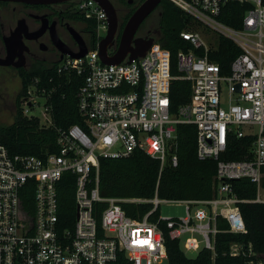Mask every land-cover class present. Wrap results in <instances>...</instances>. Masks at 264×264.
Returning a JSON list of instances; mask_svg holds the SVG:
<instances>
[{"label":"built area","instance_id":"1","mask_svg":"<svg viewBox=\"0 0 264 264\" xmlns=\"http://www.w3.org/2000/svg\"><path fill=\"white\" fill-rule=\"evenodd\" d=\"M199 21L208 32L184 31L181 37L195 51L178 53L180 76L172 75V58L156 41L146 56L125 65L104 64L98 48L85 57L65 56L55 66L57 76L75 74L83 78L78 110L86 128L73 125L57 129V153L41 156L15 155L0 142V264H167L166 234L181 242L185 252L211 251L216 257V236L221 233L218 218L226 220L227 232L248 230L232 182L249 179L257 186L252 202L264 205V0H168ZM229 4L243 7L240 27L219 20ZM88 19L97 24L100 40L109 24L103 8L92 0L78 3ZM232 40L240 54L230 72L209 59L218 49L217 37ZM98 42V43H99ZM97 43V46H98ZM191 84L190 102L172 112L173 80ZM50 82L54 81L50 77ZM34 78L27 90L26 107L44 98L50 115L52 91L40 87ZM239 86V88H238ZM30 104V106H28ZM197 128V157L217 162L215 197L201 201L150 200L103 197L99 189L100 159H119L139 150L162 166L178 165L177 126ZM242 126L248 131H242ZM252 138L243 160L221 159L231 142ZM74 176L76 220L65 227L59 218L58 185L64 175ZM34 187V213L24 210L21 192ZM122 203H151L154 208L142 220L130 218ZM162 203L184 205L181 217L149 220ZM104 204L101 216L96 205ZM165 227L164 228L162 227ZM264 249V248H263ZM231 257H244V264H264L253 245L233 243Z\"/></svg>","mask_w":264,"mask_h":264},{"label":"trees","instance_id":"2","mask_svg":"<svg viewBox=\"0 0 264 264\" xmlns=\"http://www.w3.org/2000/svg\"><path fill=\"white\" fill-rule=\"evenodd\" d=\"M162 11V33L156 39L164 49L168 50L172 58V75L180 76L178 70V53L193 50L201 56V49H195L189 41L181 37L184 31L208 32L199 21L179 9L168 0L160 6ZM244 9L238 4H229L223 10L219 20L225 25L240 27ZM91 23V22H89ZM92 33L88 47L94 50L99 38L97 24L92 23ZM218 49L209 55L212 62L217 63L223 75H228L232 61L240 54L237 45L224 36L217 37ZM50 77L54 78L50 82ZM34 78H40V87L52 91L49 104L52 107L54 126L45 128L40 126L37 119H29L20 111L14 123L0 128V142L4 144L12 156L30 155L41 156L44 153H57V129H68L73 125L86 128V122L78 110V92L83 84V78L75 74L57 76L55 67L45 68L30 74L24 82L23 94H26ZM32 80V81H31ZM191 84L185 80L175 79L171 83L170 99L172 112L190 102ZM252 144V138L231 142L221 159L228 161L243 160ZM177 155L178 165L162 163L136 150L130 156L119 159H100L99 189L103 197L120 199L150 200L158 196L161 200L171 201H201L215 197V176L217 162L214 160L200 161L197 157V128L194 125L179 124L177 126ZM234 192L240 200V210L244 217L247 234H232L227 232L226 220L218 218L217 226L221 230L216 240L215 264H244V257H231L230 246L233 243L252 244L253 250L261 254L264 248V205L252 202L257 197V186L249 179L232 182ZM264 189V178L262 179ZM74 176L64 175L58 185L59 218L65 227H69L76 220ZM23 207L26 213H34V187L27 184L21 192ZM106 206L97 204L99 218ZM126 214L133 219L142 220L154 206L151 203H122ZM158 208L150 215L149 220L156 222L160 217ZM165 230V227L162 226ZM167 264H213L211 251L200 249L195 257H188L178 240H171L166 234ZM123 263V254L118 264Z\"/></svg>","mask_w":264,"mask_h":264},{"label":"flooded vegetation","instance_id":"3","mask_svg":"<svg viewBox=\"0 0 264 264\" xmlns=\"http://www.w3.org/2000/svg\"><path fill=\"white\" fill-rule=\"evenodd\" d=\"M80 1L84 0L50 3L0 0V112L9 113L14 119L20 111L24 114L28 104L27 92L23 94L24 82L34 72L55 67L62 59V51L75 52L78 49L75 34H79L88 46L94 20L78 9ZM108 1L119 23L118 38L110 50L114 53L128 20L145 0ZM161 4L151 14L158 11L157 27L146 28L150 15L136 37H152L156 41L161 35Z\"/></svg>","mask_w":264,"mask_h":264},{"label":"water","instance_id":"4","mask_svg":"<svg viewBox=\"0 0 264 264\" xmlns=\"http://www.w3.org/2000/svg\"><path fill=\"white\" fill-rule=\"evenodd\" d=\"M2 1H16V2H30V3H50L62 2L68 0H2ZM104 10L109 24L107 35L98 43V52L101 61L107 65H118L126 60L129 61L125 65L132 64L134 60L143 58L153 46L154 38L136 37L140 26L145 20L154 12V10L163 2V0H145L133 13L128 20L124 31L120 37V42L116 52L112 53L110 50L115 45L118 38V19L116 12L108 0H94ZM78 42V49L74 51H62V59L64 56H70L74 59H80L88 53V46L79 34H75ZM61 59V60H62ZM60 60V61H61ZM239 88V86H238ZM30 106V104H29Z\"/></svg>","mask_w":264,"mask_h":264},{"label":"rangeland","instance_id":"5","mask_svg":"<svg viewBox=\"0 0 264 264\" xmlns=\"http://www.w3.org/2000/svg\"><path fill=\"white\" fill-rule=\"evenodd\" d=\"M159 21L158 11L151 15L146 21V28L148 27H157ZM203 32V31H199ZM106 33L103 34V38L106 36ZM35 106L30 108L26 107L28 110L29 116H34L38 118L41 122V125H48V121L50 120V115L45 110L46 100L44 98H38L34 100ZM14 121L11 114L7 112H0V128L5 125H10ZM242 131H248V127L242 126ZM160 214L162 217H181L185 215V207L184 205H177V204H168L162 203L160 206ZM188 257H195L196 253L194 252H185Z\"/></svg>","mask_w":264,"mask_h":264}]
</instances>
